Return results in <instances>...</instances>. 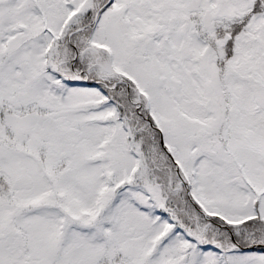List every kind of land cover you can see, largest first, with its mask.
Segmentation results:
<instances>
[{
	"label": "snow or ice",
	"instance_id": "1",
	"mask_svg": "<svg viewBox=\"0 0 264 264\" xmlns=\"http://www.w3.org/2000/svg\"><path fill=\"white\" fill-rule=\"evenodd\" d=\"M0 264H264V0H0Z\"/></svg>",
	"mask_w": 264,
	"mask_h": 264
}]
</instances>
